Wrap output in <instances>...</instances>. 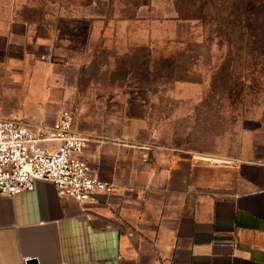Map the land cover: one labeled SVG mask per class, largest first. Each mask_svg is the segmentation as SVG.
<instances>
[{
  "label": "crops",
  "instance_id": "obj_1",
  "mask_svg": "<svg viewBox=\"0 0 264 264\" xmlns=\"http://www.w3.org/2000/svg\"><path fill=\"white\" fill-rule=\"evenodd\" d=\"M79 42L0 23V113L41 128L76 109L80 155L116 190L80 202L38 180L0 198V264H264V142L247 132L208 145L175 114L189 104H153L105 76L88 85L89 66L119 55L120 40Z\"/></svg>",
  "mask_w": 264,
  "mask_h": 264
},
{
  "label": "rangeland",
  "instance_id": "obj_2",
  "mask_svg": "<svg viewBox=\"0 0 264 264\" xmlns=\"http://www.w3.org/2000/svg\"><path fill=\"white\" fill-rule=\"evenodd\" d=\"M10 17L42 36L120 40L119 55L102 53L83 82L105 76L150 103L189 104L175 114L208 145L247 132L264 142V0H0V23Z\"/></svg>",
  "mask_w": 264,
  "mask_h": 264
},
{
  "label": "built area",
  "instance_id": "obj_3",
  "mask_svg": "<svg viewBox=\"0 0 264 264\" xmlns=\"http://www.w3.org/2000/svg\"><path fill=\"white\" fill-rule=\"evenodd\" d=\"M86 144L70 109L41 128L25 118L0 116V198L33 190L38 180L53 182L60 195L80 202L94 190L115 192L116 184L97 176L80 155ZM258 162L264 166V156Z\"/></svg>",
  "mask_w": 264,
  "mask_h": 264
},
{
  "label": "water",
  "instance_id": "obj_4",
  "mask_svg": "<svg viewBox=\"0 0 264 264\" xmlns=\"http://www.w3.org/2000/svg\"><path fill=\"white\" fill-rule=\"evenodd\" d=\"M28 264H38V260L36 258H31L29 260H27Z\"/></svg>",
  "mask_w": 264,
  "mask_h": 264
}]
</instances>
